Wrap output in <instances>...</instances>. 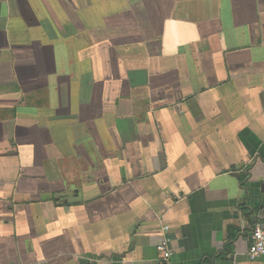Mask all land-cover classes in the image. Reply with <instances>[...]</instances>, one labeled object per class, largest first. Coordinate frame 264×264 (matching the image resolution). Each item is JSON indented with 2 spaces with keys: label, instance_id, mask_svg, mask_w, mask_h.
Returning a JSON list of instances; mask_svg holds the SVG:
<instances>
[{
  "label": "crops",
  "instance_id": "1",
  "mask_svg": "<svg viewBox=\"0 0 264 264\" xmlns=\"http://www.w3.org/2000/svg\"><path fill=\"white\" fill-rule=\"evenodd\" d=\"M259 222L264 0H0V264H264Z\"/></svg>",
  "mask_w": 264,
  "mask_h": 264
},
{
  "label": "built area",
  "instance_id": "2",
  "mask_svg": "<svg viewBox=\"0 0 264 264\" xmlns=\"http://www.w3.org/2000/svg\"><path fill=\"white\" fill-rule=\"evenodd\" d=\"M170 230L171 226L168 224H165L162 228V239L157 245V264H174ZM247 255L250 260H256L264 256V222L254 225L251 231V243Z\"/></svg>",
  "mask_w": 264,
  "mask_h": 264
},
{
  "label": "water",
  "instance_id": "3",
  "mask_svg": "<svg viewBox=\"0 0 264 264\" xmlns=\"http://www.w3.org/2000/svg\"><path fill=\"white\" fill-rule=\"evenodd\" d=\"M255 221H256V218H255Z\"/></svg>",
  "mask_w": 264,
  "mask_h": 264
}]
</instances>
